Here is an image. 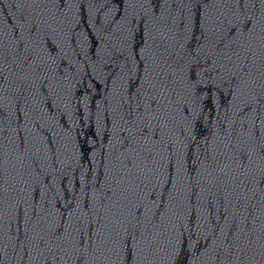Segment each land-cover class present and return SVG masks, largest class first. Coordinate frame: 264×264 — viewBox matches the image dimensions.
Wrapping results in <instances>:
<instances>
[{"label": "water", "instance_id": "1", "mask_svg": "<svg viewBox=\"0 0 264 264\" xmlns=\"http://www.w3.org/2000/svg\"><path fill=\"white\" fill-rule=\"evenodd\" d=\"M0 75V264H264V0H0Z\"/></svg>", "mask_w": 264, "mask_h": 264}, {"label": "snow or ice", "instance_id": "2", "mask_svg": "<svg viewBox=\"0 0 264 264\" xmlns=\"http://www.w3.org/2000/svg\"><path fill=\"white\" fill-rule=\"evenodd\" d=\"M236 2H237L238 5L242 6L243 3H244V0H236ZM238 30L240 31L241 36H243V34L245 32H249L250 30H254V21L251 18L244 19L243 23H241L239 20L236 21V23L232 24L229 27L228 33L226 34L224 39H227L228 36L235 35ZM221 42H223V40ZM31 59H32L31 56L27 57V59L24 61V63L28 64V61L31 60ZM245 63H247V60H245ZM217 71H219V69H217ZM240 71H243V67H241ZM2 79H3V76L0 75V80H2ZM194 79H195V77H194ZM153 102H155V101H153ZM150 108H151V105H150ZM262 182H264V178H262ZM135 235L136 234L133 233L131 236L127 237L126 240H125V244L129 245V247L126 250L128 252V256L130 255V260L132 259L130 245H131L132 241L134 240Z\"/></svg>", "mask_w": 264, "mask_h": 264}]
</instances>
